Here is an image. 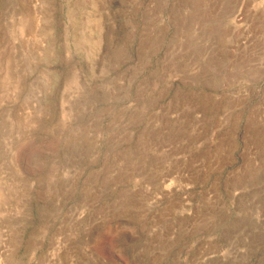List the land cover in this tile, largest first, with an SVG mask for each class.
Returning a JSON list of instances; mask_svg holds the SVG:
<instances>
[{
    "label": "rangeland",
    "instance_id": "374dc122",
    "mask_svg": "<svg viewBox=\"0 0 264 264\" xmlns=\"http://www.w3.org/2000/svg\"><path fill=\"white\" fill-rule=\"evenodd\" d=\"M0 264H264V0H0Z\"/></svg>",
    "mask_w": 264,
    "mask_h": 264
}]
</instances>
